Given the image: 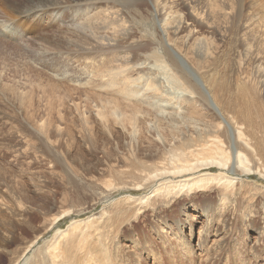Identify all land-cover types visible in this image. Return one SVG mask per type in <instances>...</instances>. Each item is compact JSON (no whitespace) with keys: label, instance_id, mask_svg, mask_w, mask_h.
<instances>
[{"label":"rangeland","instance_id":"374dc122","mask_svg":"<svg viewBox=\"0 0 264 264\" xmlns=\"http://www.w3.org/2000/svg\"><path fill=\"white\" fill-rule=\"evenodd\" d=\"M99 12L110 16L116 12L118 18L123 17L125 31L133 32V40L122 47L135 51V59L140 58L135 64L144 69L127 84L126 101L145 105L136 122L130 121L135 116L130 108L107 93L105 78L101 81L91 66L78 62L97 57L105 49L78 58L59 54L67 48V37H74L58 31L65 43L53 52L36 47L45 56L36 60V48L30 47L34 41L25 34L31 31L25 29L26 20L0 17V39L2 34L20 37L16 43L29 54L0 40V248L8 242L0 250V264H13L17 249L28 247L38 234L42 237L57 217L53 231L27 255L28 264H41L44 239L51 240L58 228L74 225L78 233L98 228L93 240L82 246L106 245L99 250L106 264H264V190L253 184H264V179L247 173L255 161L264 165V94L257 71L264 69V0H103L83 7L76 17L83 20ZM14 22L24 25V30ZM105 33L108 39L124 38L114 29ZM201 34L209 45L193 46ZM167 42L177 44L175 48L200 72L198 83L171 63ZM6 47L15 55L13 59L6 60ZM74 48L70 46L73 53ZM49 62L52 67L47 66ZM25 63H33V72L43 73L49 81L40 82V76L18 71ZM56 81L65 83L71 95L60 87L51 100L41 99L42 86H54ZM193 86L207 87L224 118L233 126L242 125L246 146L237 145L238 152H233L227 123L215 107L209 109L207 101L200 99L203 106L195 107L198 113L192 110L189 101L197 97ZM74 88H80V96H72ZM84 89L91 94L81 92ZM23 96L34 97L24 100ZM56 107L66 114L67 124L53 113ZM61 124L65 132L59 130ZM204 130L207 136L220 138L230 162L219 165L209 160L201 170L236 177L230 185L237 186L232 198H217L226 184L222 180V184L206 182L179 191L164 181L152 188L155 178L147 176L160 161L170 162L171 147L188 145ZM234 153H242L246 172L240 176L229 172ZM154 189L172 193L158 194ZM222 204V217L218 215L209 226L206 209Z\"/></svg>","mask_w":264,"mask_h":264},{"label":"bare ground","instance_id":"6f19581e","mask_svg":"<svg viewBox=\"0 0 264 264\" xmlns=\"http://www.w3.org/2000/svg\"><path fill=\"white\" fill-rule=\"evenodd\" d=\"M102 1L103 0H0V17L6 19L8 21H11L15 18L25 19L26 23H28V24H25V25H27L25 27V29L31 30L28 32L26 31L27 33H25V34H26V36L29 35L28 38L31 39V41H34V42H30L31 43L30 47L31 46L35 47V48L36 47H43V49L46 51L57 50L58 48H60L65 43V41L63 39L58 37L56 32L59 31V32H67L69 34H73V37H74L73 39H70V37L66 36L67 37V42H66L67 48H65V50H63L61 52H58L59 54L60 53L65 54L66 53L71 57H72V55H75V57L78 58V57H80L79 54H81V56L82 55H88V54H98V53H96V51L99 48L105 49V51L103 50L104 52L99 53V55H97V57H83V59L78 60V62L81 63L82 65L87 63V65L91 66L95 70V72L99 74V76L101 75V81H102V78H105L103 81L107 84V86H106V88L108 89L107 93H109L110 95H113L117 99L118 103L124 104L127 108H130V110L132 111V114L135 115V116H130V121L135 120L134 122H136L137 121L136 120L137 115H138L137 113L141 114L142 113L141 110L143 108H145V105H143L144 103H141L140 101H137L136 99H135L136 100L135 102L134 101L133 102L126 101V99L127 100L129 99V97H128L129 90H128L127 84H129L128 82L133 81V79L136 75L139 76L140 73L144 69L137 66V64H135V61L138 63L137 59H140L139 57H137V59H135L137 56L136 52L133 51L132 49H126V48L122 47L125 44L128 45L130 40H133V37H134L133 32L125 31V26L122 22L123 17L121 16L120 18H118V15L116 12L111 13V16H110V14L107 15V14H104L103 12H99L98 14L92 15L90 17H86L85 19L82 18L83 20H78L76 17V14L79 11H81V9H83V7L98 4L99 2H102ZM210 9H212V8H210ZM126 12H128V11H126ZM218 12H220V14H221V11H218ZM208 13H209V11H208ZM53 14H55V15H53ZM112 15H115V16L113 17ZM224 15H225V13H224ZM226 18H229V17L227 16ZM199 19H201V18H199ZM195 20H197V19H195ZM14 24L18 28H22V29L24 28V25L19 24L17 22H14ZM186 24H188V23H186ZM189 25H190V23H189ZM212 25H214V24H212ZM182 27H184V26H182ZM216 28H217V26H216ZM110 29H114L117 33L124 35V38H121V39L115 38L114 40L108 39V36L106 35L105 32H108ZM191 29H192V27H191ZM161 30H163V29H161ZM187 34H190V33L187 32ZM114 35L116 36L117 34H114ZM177 35H178V33H177ZM179 35H180V32H179ZM9 37H11V38H4V34H2L3 40L2 39H0V40H2V42H6V44H12V46L14 45V48L17 47L18 49L19 48L23 49V51L26 50L23 45L16 43L19 41L20 37L15 36V35L14 36L10 35ZM28 38H27V40H28ZM191 38H193V35ZM138 39H136V40H138ZM146 39L147 38H145V40ZM168 39H169V37H168ZM178 40L181 41V39H178ZM182 41L185 42V40H182ZM186 41H187V39H186ZM25 43L27 44V42H25ZM25 43H24V45H26ZM28 43H29V41H28ZM142 43H143V41H142ZM201 44H205L207 46L209 45L208 39L206 37L202 36V34H201V37H197L196 39L194 38V41H193V46H197V45H201ZM1 45H3V44H1ZM174 45H177V44H175L174 42H169V43L167 42V44H166V46H167L166 47V51H167L166 54L169 57L171 63H173L175 66H178L179 68H181L184 72H186V74L190 75V77L195 82V84L198 83L199 80L201 79V76L199 75L200 72H198L197 69H195L194 67L191 66V64H189L187 58H185L183 56L185 53L182 54V52L178 51ZM70 46L75 47L74 53L71 51ZM181 47H183V46H181ZM7 48L8 47H6L5 49H7ZM14 48H12V49H14ZM118 48H123V49L118 50ZM110 49H114V50L117 49V50H116V52H112ZM19 51H18V53H19ZM46 51H44V52H46ZM26 52H27V50H26ZM18 53H17V55H18ZM33 53L35 54L36 60H40V59L45 57L39 53L37 48L34 50ZM11 54L9 53L8 49H7V51L5 50L6 60H10V59L14 58L15 55L13 54V56H11ZM26 54L29 55L28 52ZM206 55H208V54H206ZM165 59H166V57H165ZM194 59H196V58H194ZM43 62L47 63L48 60L46 59ZM44 63H41V64H44ZM62 63H63V61H62ZM11 64H12V61H9L8 65L10 66ZM48 64H49V65H47L48 67L53 66V64L50 62ZM141 64H143V63H141ZM138 65H140V64H138ZM196 65L199 67L198 64H196ZM17 70L18 71L23 70L25 72L27 71V72L33 74L34 76H36L37 78L41 77L40 82L45 81V80L47 82L49 81V79L45 78L43 73L38 74V73L33 72V70H35L33 63L32 64L31 63H27V64L25 63L21 66V68H18ZM257 71H258V73L260 72L259 73L260 83L262 84L261 86L263 87V89H262L263 93L262 92L261 93L264 94V69L258 68ZM145 74H146V72H145ZM145 76H147V75H145ZM48 77H50V76H48ZM50 78L55 81L54 78H52V77H50ZM71 78H73V77H71ZM143 80H145V78ZM100 84L102 85V82ZM119 84H122V85H119ZM64 85H65V83H61V82L56 81V84L54 86H51L50 84L46 87H45V85L42 86L41 93H39L42 97L41 99L49 100L53 96L54 92L58 91L60 89V87L64 88V90H68L66 92V94L69 93V95H71L70 92L72 90H70V88L68 86L65 87ZM98 87L100 90L99 85H98ZM101 87H105L104 84ZM131 87H133V86H131ZM36 88H37V86H36ZM29 89H31V88H29ZM90 89H92V88H90ZM206 89H207V87L206 88L203 87L201 89V88H197L196 86H193L194 93L197 95V97L195 95L196 98L189 101L191 104H193L192 110L195 113H198L199 111L197 109H195V107L196 106H198V107L203 106L200 99H204L205 102L206 101L208 102L209 107H210V108L208 107L209 109H211V107H215L216 110L219 112L216 104L214 103L215 101L214 100L212 101L210 99L209 91H208V89L207 90ZM31 90H33V89H31ZM31 90H29V91H31ZM73 90H75L76 92L72 93V96L74 94L79 95L80 88H74ZM200 90L202 92H204L205 95H202ZM84 91L91 94V90L88 91V90L84 89L81 92H84ZM103 91H104V89H103ZM134 91H135V89H134ZM94 92H95V90H94ZM101 94H103V93H101ZM101 94H100V96H101ZM207 94H209V96H207ZM24 97H26V98H24ZM33 97L34 96H30V97L23 96V99L25 100L27 98H33ZM104 97H106V96L104 95ZM35 98L37 99V97H35ZM93 101H96V100H93ZM101 103H102V101H101ZM203 104H204V102H203ZM52 109H53V113L55 115H58L60 121L63 124H67L66 123V114L63 112V110L57 109V107L52 108ZM101 113H102V111H101ZM219 114H220V117L223 118V120L228 125V127H226V128H227L228 134L230 135V139H231L230 145H231V147L234 146V148H232V149H233V152L236 153V152H238V149H239V147H236L237 145L238 146L239 145H242V146L247 145V142H246L247 140L241 134L242 125L241 126H239V125L233 126L232 124H230L228 122V120L226 118H224L222 113L219 112ZM235 123H237V122H235ZM58 127H59V130L65 132L66 128H63L62 124L58 125ZM206 132L207 131L204 130V132L201 133L199 135V137L194 138V140L192 142L188 143V145H186L184 147H180V146L171 147V149L168 151V154L170 155V162L166 163L164 160L160 161V165H157L158 167L156 166L155 170L153 172H151V174H148V176H147V179H149V180H151V178H153V179L155 178V182L153 183L152 188L155 186V184L157 182H163L164 181V182L170 184L169 187L172 190L179 191L182 189L186 190L189 187L192 188V186L200 184V183L212 182V183L216 184L217 181L221 182V180H222L226 184L222 185L223 186L222 189L218 191L217 198H220V199L232 198V195L235 192V191L233 192V190L237 186H235L233 188L230 185H232V183H234L233 181L237 179L236 177H230L231 175L226 174V173H223L221 175H219V174H208L207 172L203 173L204 170L203 171L201 170L202 166L208 165L210 163L209 160H211L212 162L217 163L219 165H222V164L227 165L230 162V157L228 156V152L223 149L222 141L220 140V138H219V140L217 138H213V136H214L213 134H210L207 136ZM181 144L182 143H180L179 145H181ZM235 153H234V156H233L232 161H231V167L229 168V172L233 175H239L240 176L241 174H245V172H246L244 170V168H242V163H244V161L242 158V153H239L238 156H236ZM208 154L210 155V158L206 159L205 156ZM240 168L243 169V172L241 171ZM236 172H238V173H236ZM247 173L259 174V176L262 179H264V165L260 164V162H258V161H255L252 165L250 172H247ZM223 182H221V184ZM253 184H255L256 186L257 185L261 186V188L264 190V184L258 183L255 181H253ZM155 191H158V194L159 193L160 194L172 193V191L169 189L168 190L154 189L153 192H155ZM126 197L132 198L133 196L132 195H126ZM14 204H15V206L19 205V202L17 201V199H14ZM222 211H223V204L220 205V207H218V208L208 207L206 209L205 216L207 218V221L209 222V226L210 225L212 226L214 224V222L216 221V218L219 219L217 217L218 215L220 217H222V215H221ZM60 215H62V214H60ZM59 219H60V217L55 218L54 221L52 223H50V226L47 228L48 230L45 233H42V237H40L41 234H38L37 237L35 238V241L31 242V244H29L28 247L24 248L23 246H20L17 249V255L14 257L13 264H28L30 261L29 260L30 258L27 257V255L29 254V252L38 244L39 239L43 238L46 233L53 231L54 226H55L54 224ZM76 226L77 225H74L71 228L68 227L67 230L62 229V228H58L55 230L54 235H52L53 237L51 240H48L49 238L44 239V243H45L44 247L46 249L44 248L45 250H44L43 254L40 256V263L41 264H106V263H102V260L99 256V250L104 248L106 245L104 246L103 244H98V245H100L98 247H96L97 245H93V246L90 245L88 248L82 246V244L84 242L91 240L92 236H94V234H96L98 232V228L96 227L93 231H90L88 229L89 230V231L87 230L88 232L78 233V230H76L77 229ZM81 226H79V227H81ZM83 227H85V226H83ZM86 228H85V230H86ZM177 237H179V236H177ZM92 240H93V238H92ZM183 240H185V239H183ZM92 242H95V241H92ZM102 242H104V241H102ZM105 242H107V241H105ZM185 242H186V240H185ZM3 244L4 245L2 248H0V250L5 249L8 246V242H3ZM95 244H97V243H95ZM80 246H81V250L80 251L76 250L78 247L80 248ZM75 251L77 253H79V255H77L76 253L74 254Z\"/></svg>","mask_w":264,"mask_h":264}]
</instances>
